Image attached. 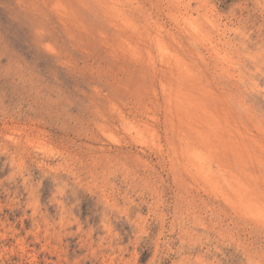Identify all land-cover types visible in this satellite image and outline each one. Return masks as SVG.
<instances>
[{"label": "rangeland", "instance_id": "1", "mask_svg": "<svg viewBox=\"0 0 264 264\" xmlns=\"http://www.w3.org/2000/svg\"><path fill=\"white\" fill-rule=\"evenodd\" d=\"M238 135L264 0H0V264H264Z\"/></svg>", "mask_w": 264, "mask_h": 264}, {"label": "bare ground", "instance_id": "2", "mask_svg": "<svg viewBox=\"0 0 264 264\" xmlns=\"http://www.w3.org/2000/svg\"><path fill=\"white\" fill-rule=\"evenodd\" d=\"M164 50V49H163ZM168 50V49H167ZM170 51V50H169ZM163 53H164V51H163ZM172 53V52H171ZM166 55V54H165ZM167 61V60H166ZM171 63V62H170ZM186 69V68H185ZM171 94V93H170ZM177 96V95H176ZM175 96V97H176ZM172 98V97H171ZM178 98V97H177ZM170 100V99H169ZM168 100V101H169ZM168 103V102H167ZM172 103V102H171ZM167 105H169V104H167ZM173 105V104H172ZM199 107H201V106H199ZM202 109H203V107H201ZM119 109V108H118ZM192 109V108H191ZM190 109V110H191ZM206 109V108H205ZM205 109L203 110V111H205ZM207 110V109H206ZM208 111V110H207ZM195 112V111H194ZM123 113V112H122ZM208 113V112H207ZM187 114H189V113H187ZM189 115H191V114H189ZM201 116V115H200ZM227 117V116H226ZM201 118V117H200ZM193 120V119H192ZM197 120V119H196ZM195 120V121H196ZM201 120H203V119H201ZM198 123V122H197ZM200 124V123H199ZM254 124V123H253ZM252 124V125H253ZM196 127V126H195ZM214 128V127H213ZM182 132V131H181ZM242 132V131H241ZM253 132V131H252ZM254 133V132H253ZM230 134V133H229ZM221 135V134H220ZM233 135V134H232ZM218 136V135H217ZM238 136H240V135H238ZM250 136V135H249ZM224 137V136H223ZM241 137L242 136H240V138H238L237 140H236V143H232V144H230L231 146H233L234 147V149L232 150V153H231V156H233V157H241L242 158V161H243V159L244 160H248V159H250V158H252L253 156H256V154H260L261 155V158L260 159H258V163H259V165H258V167H257V171L259 172H261V171H264V150H260L259 151V153H257V152H255V151H251V148H249V147H247V141H246V135H245V137H243V139H241ZM226 138V137H225ZM203 139V138H202ZM232 139V138H231ZM227 140V139H226ZM205 142V144L208 146V145H210L211 143H213L212 145H214L215 146V144H216V141L215 140H206V141H204ZM235 142V141H234ZM206 148V147H205ZM215 148V147H214ZM224 148V147H223ZM195 149V148H194ZM198 149V148H197ZM200 149V148H199ZM231 149V148H230ZM235 149H236V151H235ZM254 149V148H253ZM188 150H189V148H188ZM238 150H240L239 152H237ZM202 152H203V150H201ZM230 151V150H229ZM234 151V152H233ZM185 152V151H184ZM209 152H211V151H209ZM231 152V151H230ZM208 153V152H207ZM206 153V154H207ZM214 153V152H213ZM186 154V153H185ZM190 154H192V153H190ZM198 154V153H197ZM204 154H205V152H204ZM203 154V155H204ZM219 154L222 156V154L219 152ZM209 155H210V153H209ZM217 156V155H216ZM215 156V157H216ZM186 157V156H185ZM205 157V156H204ZM199 158H201V157H199ZM210 158V157H209ZM208 158V159H209ZM187 159V158H186ZM204 159V158H203ZM206 159V158H205ZM220 160H222V159H220ZM209 161H210V159H209ZM241 161V162H242ZM236 164H237V162H235ZM182 164V163H181ZM219 164V163H218ZM243 164V163H242ZM234 165V164H233ZM211 166V165H210ZM217 166V165H216ZM185 167V166H184ZM228 167V166H227ZM202 169H201V171H203V172H205L204 173V175L206 176V178L209 180L210 179V176H211V174H210V169L212 168V167H206L205 165L203 166V167H201ZM243 169H245V168H243ZM250 170V169H249ZM214 171V170H213ZM219 171V170H218ZM231 172H230V174H231V176H236V174H238V172L236 171V170H230ZM248 169H246L245 170V173H246V179L244 180V181H239V182H241L242 183V185H243V187H246V188H251V190L253 189L254 191H259L260 189L259 188H261L262 187V185L263 184H261V182H259V181H261L260 180V177L261 176H259V179L257 180V173L255 172V171H252V169H251V171H248ZM234 173H235V175H234ZM205 176H204V179H205ZM239 176V175H238ZM203 177V176H202ZM224 181H225V179H224ZM219 184H220V182H218ZM240 183V184H241ZM229 184V183H228ZM239 184V185H240ZM235 190V189H234ZM237 190V189H236ZM224 194V193H223ZM259 201H260V198H259V196H257L255 199H253L252 200V204H253V208L254 207H257L258 208V203H259ZM245 202V201H244ZM250 202V201H249ZM233 203V202H232ZM60 204V203H59ZM59 206V205H58ZM248 206V208H250V209H253L251 206H249V205H247ZM245 207V206H244ZM261 207V206H260ZM263 207V206H262ZM62 208V207H61ZM64 208V207H63ZM62 210V209H61ZM261 212H262V210H261ZM260 214V213H259Z\"/></svg>", "mask_w": 264, "mask_h": 264}]
</instances>
